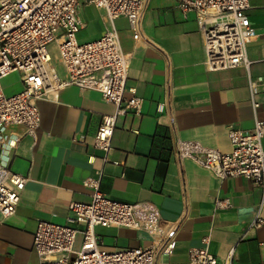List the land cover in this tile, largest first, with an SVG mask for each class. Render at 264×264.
<instances>
[{
    "label": "crops",
    "instance_id": "crops-1",
    "mask_svg": "<svg viewBox=\"0 0 264 264\" xmlns=\"http://www.w3.org/2000/svg\"><path fill=\"white\" fill-rule=\"evenodd\" d=\"M249 5L245 14L259 35L247 45L250 65L217 72L205 68L202 35L193 16L183 18L174 0L146 1L138 41L124 18L115 21L129 55L125 98L133 91L141 105L138 114L117 119L106 164L93 146L105 106L97 95L82 100L68 87L54 100L38 102L41 121L34 139L21 126L6 129L8 140L20 141L14 148L0 144V163L26 183L15 214L0 216V264H39L33 251L37 223L65 225L71 203L90 202L92 191L83 185L88 179L99 180V191L109 199L157 207L174 242L158 264H186L190 249L205 247L220 263L264 264L262 192L244 178L220 181L189 160L179 161L173 150V143L183 140L227 153L228 129L252 131L249 80L256 83V116L264 121V0ZM79 14L84 28L77 42L101 37L104 24L97 11L83 5ZM87 29L91 34L84 41L79 35ZM52 66L64 77L56 58ZM5 80V95L22 91L19 79L13 85ZM262 144L264 150V139ZM217 200L229 206L217 208ZM257 219L263 223L252 227ZM95 234L106 249L152 246L143 231L97 227Z\"/></svg>",
    "mask_w": 264,
    "mask_h": 264
},
{
    "label": "built area",
    "instance_id": "built-area-1",
    "mask_svg": "<svg viewBox=\"0 0 264 264\" xmlns=\"http://www.w3.org/2000/svg\"><path fill=\"white\" fill-rule=\"evenodd\" d=\"M147 0H0V144L14 148L19 138H9V126H21L33 139L40 126L38 102L52 101L57 93L74 87L82 100L97 95L105 105L93 138L94 148L103 153V164L112 150L117 119L138 114L141 100L131 91L125 98L129 55L121 48L115 21L124 18L134 41L141 39V18ZM183 18L193 16L203 39L204 66L209 72L248 68L247 45L259 35L245 12L249 0H174ZM92 6L102 18L104 32L98 39L80 44L77 34L84 28L81 6ZM54 47V51L52 50ZM62 65L64 77L52 66ZM18 73L21 92L7 96L1 82ZM261 81V80H260ZM253 130L228 129L230 151L223 153L195 141L176 140L179 161L189 160L213 177L224 181L244 178L264 195V121L256 116L253 100L255 81L249 80ZM26 178L0 163V216L12 217L20 201ZM90 202L69 205L65 225L39 221L33 235V251L39 264H158L173 249V232L167 231L157 207L150 203H121L99 191V180L88 179ZM217 208L228 207L216 201ZM263 222L256 220L252 227ZM124 228L146 232L152 246L106 249L95 228ZM81 246L73 250L76 238ZM205 242V241H204ZM161 264H169L163 262ZM186 264L220 263L207 248H193Z\"/></svg>",
    "mask_w": 264,
    "mask_h": 264
},
{
    "label": "rangeland",
    "instance_id": "rangeland-1",
    "mask_svg": "<svg viewBox=\"0 0 264 264\" xmlns=\"http://www.w3.org/2000/svg\"><path fill=\"white\" fill-rule=\"evenodd\" d=\"M90 34H91V29L90 30L87 29L86 31L82 32L79 36H80V38H82V40L85 41V40H89V38H90L89 35ZM17 79H19V74L18 73H14V74L9 75L8 78H6L5 81L8 82L9 85L10 84L13 85L14 83H16ZM19 81H20V79H19ZM18 86L19 85L16 84L14 87L17 88ZM81 241H82L81 237L78 236L76 238V241H75L74 246H73V250L74 251H78L80 249Z\"/></svg>",
    "mask_w": 264,
    "mask_h": 264
}]
</instances>
